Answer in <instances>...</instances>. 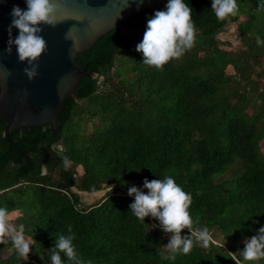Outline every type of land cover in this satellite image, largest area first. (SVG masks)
Segmentation results:
<instances>
[{
  "label": "trees",
  "instance_id": "trees-1",
  "mask_svg": "<svg viewBox=\"0 0 264 264\" xmlns=\"http://www.w3.org/2000/svg\"><path fill=\"white\" fill-rule=\"evenodd\" d=\"M237 1V16L220 22L211 0H185L195 46L163 71L144 65L136 46L167 0L139 14L146 18L131 16L123 31L102 34L76 55L95 76H82L63 98L56 127L13 129L12 143L0 115V207L11 226H23L36 241L27 260L0 244V264H51L55 235L68 225L93 264H264L239 256L244 240L264 226V45L256 41L264 40V12L255 11L259 0ZM240 13L245 17L236 22ZM230 20L242 42L236 50L215 37ZM227 65L234 73H226ZM62 157L70 161L67 170ZM165 175L192 195L193 229L206 226L211 235L207 248L194 246L175 260L162 256L170 255L164 245L171 234L129 210V187L147 192L145 178ZM101 191L96 202H81V193Z\"/></svg>",
  "mask_w": 264,
  "mask_h": 264
},
{
  "label": "clouds",
  "instance_id": "clouds-1",
  "mask_svg": "<svg viewBox=\"0 0 264 264\" xmlns=\"http://www.w3.org/2000/svg\"><path fill=\"white\" fill-rule=\"evenodd\" d=\"M137 7L144 0H135ZM26 9L13 5L10 11L11 22L7 27L8 40L6 52L11 55L13 46L16 48L18 61L26 62L23 72L29 80L39 75V60L48 51V43L41 34V25L55 27L60 21L57 18L59 4L57 0H25ZM129 6V3L126 7ZM211 10L218 21L224 22L237 16L239 6L237 0H211ZM257 12H264V0H259ZM13 28L18 35L13 36ZM66 39H74L71 28L65 33ZM258 45H264V40L256 38ZM196 31L192 18V8L185 0H167L164 10H156L148 19L143 39L136 46V51L142 52V63L146 66L163 71L164 66L172 60L180 59L195 46ZM65 170L70 167L67 157H62ZM127 183V182H125ZM143 189L137 186L128 188V195L134 196L129 204V210L139 222L145 223V218L151 216L158 220V226L166 234H171L165 248L170 255L164 259L175 260L177 254H189L194 246L207 248L211 235L206 226L193 229V218L190 214L192 195L183 190L171 175L162 179L147 178L143 181ZM189 229L190 235H181L183 229ZM56 236L54 247L50 249L51 264H93L85 260L79 253L74 240L76 239L72 226L68 225L67 233ZM11 244L17 256L27 260L31 251L30 245L36 241L24 235L23 226H11L9 212L0 207V244ZM61 253L67 258L62 259ZM239 256L245 262L264 260V226L255 235L244 240V247ZM240 264V260H235Z\"/></svg>",
  "mask_w": 264,
  "mask_h": 264
},
{
  "label": "water",
  "instance_id": "water-1",
  "mask_svg": "<svg viewBox=\"0 0 264 264\" xmlns=\"http://www.w3.org/2000/svg\"><path fill=\"white\" fill-rule=\"evenodd\" d=\"M166 0H144L139 7L135 0H57L59 8L55 27L41 25L48 51L39 60V75L29 80L23 72L26 62L18 61L16 48L6 52L13 5L26 9L25 0H0V115L6 120L4 134L23 126L50 123L57 119L66 95H73L82 76H95L80 67L78 52L89 49L112 28L124 29V22L143 11L160 7ZM129 3V6L127 4ZM71 28L74 39H66ZM18 30L13 28V36Z\"/></svg>",
  "mask_w": 264,
  "mask_h": 264
},
{
  "label": "rangeland",
  "instance_id": "rangeland-1",
  "mask_svg": "<svg viewBox=\"0 0 264 264\" xmlns=\"http://www.w3.org/2000/svg\"><path fill=\"white\" fill-rule=\"evenodd\" d=\"M238 4V1H237ZM239 6V5H238ZM240 8V7H239ZM148 15H139L137 16L135 21H139L142 18H146ZM239 18H237V21H241L244 17L245 14H241L238 16ZM238 31L236 26L234 25V23L230 20L228 22V24H226V26L220 30L219 32H217L215 34V37L218 38V40H224L226 42H229V44L225 45V43H219V46L221 45V47L223 49L226 50H236L238 49V47H241L242 42L239 39L238 35H237ZM198 54H203V50H199ZM264 66V56H263V64ZM258 68V67H257ZM226 73H234V69L232 67V65H227L225 68ZM89 127V125H88ZM260 148L262 150H264V138L259 142ZM57 147L61 148V144L57 145ZM104 193V191L101 192H96V193H81V202L83 203V205L88 206L94 202H96V200H98L99 197H101V195ZM28 238V237H27Z\"/></svg>",
  "mask_w": 264,
  "mask_h": 264
},
{
  "label": "bare ground",
  "instance_id": "bare-ground-1",
  "mask_svg": "<svg viewBox=\"0 0 264 264\" xmlns=\"http://www.w3.org/2000/svg\"><path fill=\"white\" fill-rule=\"evenodd\" d=\"M159 111H160V108H159Z\"/></svg>",
  "mask_w": 264,
  "mask_h": 264
}]
</instances>
